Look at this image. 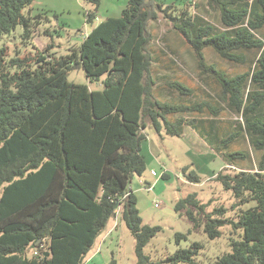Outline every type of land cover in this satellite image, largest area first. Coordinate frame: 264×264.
<instances>
[{"label":"trees","instance_id":"obj_1","mask_svg":"<svg viewBox=\"0 0 264 264\" xmlns=\"http://www.w3.org/2000/svg\"><path fill=\"white\" fill-rule=\"evenodd\" d=\"M33 2L0 0V41L20 24L23 38H32L41 23V15L25 12ZM88 2L95 6L86 13L92 28L70 53L48 58L46 49H37L5 59L7 47L0 49V264H83L118 211L135 237L138 264L149 262L144 247L161 227L143 223L130 189L147 167L142 144L149 124L173 136L190 126L227 165L238 168L219 171L217 180L241 205L255 203L231 221L241 230L231 251L209 264H264V0H207L220 11L221 26L159 0H128L120 16L94 26L101 0ZM160 14L193 51L207 74L202 76L217 82L220 98L191 100L194 87L157 75L150 24ZM208 48L246 69L231 74L208 62ZM76 68L91 80L105 76L103 88L69 82L67 73ZM162 83L184 99L160 97L156 88ZM234 114L237 119L224 121ZM188 178L199 181L194 171ZM175 208L185 210L195 228L203 225L198 215L206 205L195 192ZM225 213L219 207L206 215L210 238L221 235ZM180 238L186 234L178 233ZM202 247L193 242L167 260L197 264Z\"/></svg>","mask_w":264,"mask_h":264},{"label":"rangeland","instance_id":"obj_2","mask_svg":"<svg viewBox=\"0 0 264 264\" xmlns=\"http://www.w3.org/2000/svg\"><path fill=\"white\" fill-rule=\"evenodd\" d=\"M127 1L101 0L93 25L110 16H120ZM159 1H163L165 5L174 3L173 8L177 11L178 8L188 7L193 13L204 16L215 25H222L220 11L211 8L207 0ZM94 9L95 6L88 0H34L25 10L26 13L30 11L32 15H41V23L33 28L32 38H23L24 26L20 24L12 33L3 36L0 49L2 46L7 47L5 59L18 54L33 55L37 49H46L48 58L70 53V46L80 45L91 30V24L86 22V13ZM150 26L154 34L150 49L157 75L169 79L179 78L194 87L196 93L191 100H201L209 96L220 98L221 90L217 82L202 76L207 74L201 73L193 51L182 42L171 21L164 14H160ZM206 55L208 62L218 64L231 74L246 69L223 61L212 48L206 49ZM104 78L105 76H102L91 80L83 68L72 69L67 73L69 82L87 84L91 89H102ZM156 93L173 101L184 99V96L172 91L164 83L156 88ZM227 112L233 111L229 109ZM222 115L224 116L223 112ZM237 116L228 115L224 121L235 120ZM226 125L229 127L227 122L222 125V130L227 128ZM144 133L146 138L142 144V153L147 167L142 175L144 179L135 175L130 189L138 198L143 223L161 227L144 247V253L149 257L146 264H173L167 260L168 257L178 248L190 247L193 242L203 245L195 258L197 264H209L216 257L231 251V240L239 239L241 234V230H237L231 221H237V215L242 208H249L255 203L252 201L241 205L232 191L225 189L217 180V174L221 170L231 173L238 168L227 165L190 126H185L181 136L169 135L164 129L157 132L150 124L144 129ZM152 171H155L156 175L152 174ZM192 171L198 175V182L188 180ZM164 173L167 177H163ZM1 192L0 189V195ZM194 192L200 202L206 205L205 212L198 215V218L202 219L201 225L203 224L199 228L194 227L185 210L177 211L175 208L180 199ZM219 207L226 209L223 217L228 219V222L219 228V237L210 238L204 231V224L208 219L206 215L213 214L214 209ZM178 233L186 234V238L178 240ZM135 243V237L118 211V215L109 220L96 239L83 264H138ZM32 253L33 249L30 248L29 255Z\"/></svg>","mask_w":264,"mask_h":264},{"label":"water","instance_id":"obj_3","mask_svg":"<svg viewBox=\"0 0 264 264\" xmlns=\"http://www.w3.org/2000/svg\"><path fill=\"white\" fill-rule=\"evenodd\" d=\"M48 255H49V252H48V251H46V252H45V256H46V257H48Z\"/></svg>","mask_w":264,"mask_h":264},{"label":"built area","instance_id":"obj_4","mask_svg":"<svg viewBox=\"0 0 264 264\" xmlns=\"http://www.w3.org/2000/svg\"><path fill=\"white\" fill-rule=\"evenodd\" d=\"M152 174H155L156 175V172L155 171H152Z\"/></svg>","mask_w":264,"mask_h":264},{"label":"crops","instance_id":"obj_5","mask_svg":"<svg viewBox=\"0 0 264 264\" xmlns=\"http://www.w3.org/2000/svg\"><path fill=\"white\" fill-rule=\"evenodd\" d=\"M141 178H142V179H144V177H143V176H141Z\"/></svg>","mask_w":264,"mask_h":264}]
</instances>
